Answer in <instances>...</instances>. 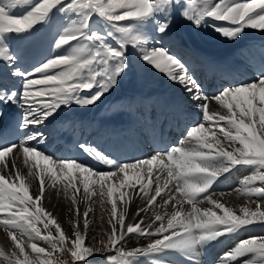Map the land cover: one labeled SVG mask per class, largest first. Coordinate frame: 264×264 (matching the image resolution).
Returning a JSON list of instances; mask_svg holds the SVG:
<instances>
[{
    "label": "snow or ice",
    "instance_id": "snow-or-ice-1",
    "mask_svg": "<svg viewBox=\"0 0 264 264\" xmlns=\"http://www.w3.org/2000/svg\"><path fill=\"white\" fill-rule=\"evenodd\" d=\"M57 14L66 20L52 43L57 54L22 70V56L13 42L31 38ZM177 18L237 41L245 29L264 32V0H0V105L23 109L17 130L25 133L18 143L0 144V228L13 245L10 252L0 247V264H66L57 253L70 254L73 264H92L87 258L105 253H110L105 255L108 264H142L141 258L166 264L163 257L169 252L195 264L194 257L221 238L239 236L254 225L264 227V66L253 79L222 85L209 96L165 45ZM133 57L180 85L199 110L198 121L178 145L135 161H117L88 143L79 144L107 166L104 171L37 147L46 141L40 125L52 123L65 109L101 102L132 71ZM15 77L20 78L19 87L9 88L8 81ZM212 101L224 111L210 112ZM21 158L28 166L26 174L16 163ZM240 167L252 171L241 187L229 192L255 207L246 205L237 212L213 198L218 194L213 186ZM31 178L38 180L36 191L31 190ZM57 184L76 206L77 217L81 187L82 200L96 203L97 198L101 208L111 205L110 231L99 246L85 242L91 207L82 213L83 231L77 221L72 237L43 207L46 189ZM127 188L146 199L147 207L138 208L137 216L152 210L154 218L147 226L142 227L144 218L125 223L126 208L120 206ZM205 202L210 207H201ZM133 234L149 243L127 248ZM38 241L48 247L38 246ZM218 264H264V235L237 239Z\"/></svg>",
    "mask_w": 264,
    "mask_h": 264
},
{
    "label": "bare ground",
    "instance_id": "bare-ground-1",
    "mask_svg": "<svg viewBox=\"0 0 264 264\" xmlns=\"http://www.w3.org/2000/svg\"><path fill=\"white\" fill-rule=\"evenodd\" d=\"M60 16L61 15L57 14L54 17L53 33L50 34L48 37L47 36L39 37L37 36V34H35L31 38H29L30 40L28 39L25 40L22 46H19V44L17 45L16 47L17 54L22 56V59L19 63V67L22 70H30L34 65H37L40 62L46 60L47 58L52 57L57 54L58 50H55L52 48V43H53L52 41H54L57 35V29L59 28V25H57L58 24L57 19H59ZM209 23H213V22L209 21ZM214 23L222 24L225 27H230V25L226 24L225 22H214ZM175 24L180 25V27L178 28ZM200 29L195 31L192 29V27L187 21L184 22L182 19L177 18L174 21L173 28L171 30L169 38L165 41V45L187 65V67L189 68L190 74L193 75L200 82L203 90L209 96L216 93L218 90L214 86L215 77L216 79H219L221 86L227 85V84H234V83H243V82L253 79L254 76L257 74L258 70L262 66H264V43L260 44V42H262V38H264V32L259 31V30H254V29H245L244 33H242L241 38L239 40L232 41L231 43L228 42L226 44V42L224 41L227 39L223 38L219 33H216L211 27H207V26L202 27V29L208 30L206 34L199 31ZM209 32L212 33L211 36L208 35ZM259 32H261L262 35L258 36ZM248 36H251V37H248ZM189 38L195 42H191ZM248 38H251L252 44L257 45L256 46L257 49L255 50L256 52H258V55L255 54L254 51L251 49V44L246 43V39ZM184 47H190L192 50H197L201 54L207 56L209 59H212V60H220L221 57H224L225 59L227 57H232V59L230 60L231 62L230 65L234 67V70L231 72L230 75L219 73L220 72L219 70H218L219 72L208 73V75L211 74V76L209 77L211 79L208 84L203 86V81L201 78L203 72L202 71L198 72L197 66H196V63L198 62V59L200 57L194 56L192 55V53L184 51ZM59 51H62V50H59ZM134 62L143 63L138 60ZM129 84H131V82ZM8 85H9V88L19 87L20 78L18 77L12 78L11 80L8 81ZM149 88L150 90H148L149 92L147 91L146 95L149 96L150 98L142 96V98H138V100H136L135 98L132 99V96L136 94L135 92L132 95H127L130 91H132L129 88L130 91L126 89V91L128 92H125L124 90V92L120 94L119 93L120 89L117 87L118 90L114 94L116 99H112L114 97L112 96L110 97V95L109 96L106 95L104 97V98L110 97L109 101L106 102L107 106H105L104 108H100L97 105H93L89 108H79L77 110L78 112L76 111L77 113L75 112V114H73L72 112L73 108L71 110L65 109L63 112L60 113L59 118L52 121V123L49 124L46 122L45 125L39 126L38 130L44 133L46 141L43 144L37 145V147H39L46 153H50L54 155L57 158H64V157L58 156L63 146L62 141L66 142L69 140H73L76 136L75 134H78L77 129L79 128V130L81 131L80 132L81 135L79 134V137H78L77 150L75 151L74 156L70 158H75L76 160L81 161L86 165H91L93 168L98 169L100 171L106 170L107 166L102 161H98L88 156L86 153H84L78 147L79 144L88 143L92 145L94 149L99 150L103 154H107L108 156L112 158H115L117 161H135L139 158L148 157L151 154H154L156 150H154L151 144V138L152 136L156 137L159 134H161L162 131L160 127L166 121L165 120L166 114L164 112H161L160 110H156L155 113L153 114V112H151L153 107L150 104L151 106L145 105V110L143 114H142V110L138 109L141 115H137L136 106L140 105L142 101L143 102L146 101L147 103H151V102L153 103L154 102L153 99H155L156 101H159V99L156 96L152 95L153 92H156V91L165 92L167 95H170V96H179L178 98L181 99L183 103V107H182L183 110L177 115L175 120L173 116L170 115V117L168 118L167 126H166L167 127L166 135H168V130L172 129L173 122L181 123L185 125V131H186V129L190 125L198 121L199 110L193 108V103L191 102L190 98H188V94L182 90V87L178 84H174L173 82L169 81L163 74L159 73L155 81L150 83ZM136 96L139 97L140 95H136ZM112 100H116V101L114 102ZM104 103L105 101L103 102V104ZM130 106L135 109L131 110L128 113V115L130 116H126L123 110L128 109ZM7 107H9L10 109L7 108V110L5 111L2 105H0V111L4 113V115L0 117V132L2 131L3 125L6 123H10L12 127L14 126L16 127L20 123V117H21V113L23 112V109L16 107L14 105H7ZM217 110L221 112L224 111L223 109H219V106L214 101L210 102L209 111L212 112V111H217ZM11 112L16 113V117L13 120H9L8 118ZM100 116H103V118H100ZM112 116H116L121 120H124V119L131 120L133 122L132 125H134L133 129L135 130V132L129 135L123 134L120 136L113 134L112 129L114 127H106L107 123L116 121L115 119H112ZM62 118H65L66 123H69L68 125L65 126V128L59 125V121ZM86 121L93 123L94 126L87 125ZM119 124H120V128L126 131V128L123 126L121 121L119 122ZM97 127L104 128L105 132H106V129H109V132H111V134L109 136H104L101 138L100 137L101 132ZM84 128L86 129V133H85V136L82 137ZM32 130L36 131L37 128H33ZM49 132H50V135H48ZM170 134H172L173 138L176 140L180 138L179 133L176 131H174L173 133L170 132ZM24 135L25 134L22 132H19L16 135H14L13 133H9L7 135V142H6V136L0 135V144L12 143V142L18 143L19 140ZM128 137L134 142V144L136 143V141H138L139 144L136 147H133V146L126 147V146H123L119 142V138L122 139L123 141H126ZM143 137H144V140H143ZM183 138L184 136L178 141L177 145ZM8 159L11 160V154L9 155ZM16 163L18 165V168L21 170V173L26 174L28 170V166H26L23 163L22 158L18 159ZM30 164L31 162H29V165ZM241 169H243V167H240L238 170L240 171ZM244 171L246 173L242 175H238V177L235 178V181H233L234 179L231 178L227 183H225V185H227L232 182L231 187L229 188L228 187L224 188L220 184H218V186L217 185L213 186L214 188H217V191L221 190L225 193L224 195L217 194L213 198L220 200L221 202L225 203L228 206L231 205V207L237 212L240 207H243L246 205L251 206L253 208L255 207V205L250 204V202L247 200L246 197L241 196L234 191L229 192L230 189L241 187L242 179L251 172L250 170H244ZM35 186H37L38 188V180L36 178H31V190L32 191H36L37 188L34 189ZM61 187L62 185L60 184L48 187L46 189L45 198L42 201L43 207H47V210L50 209L53 215H55V211L58 210L59 206L54 205L51 202L52 197H54L59 202L70 201L60 191ZM221 187L224 189L222 190ZM82 197H83V190L81 187V192L78 196L80 205H83V203L85 202L84 200L81 199ZM93 199L97 200L96 203H91V207L93 208L95 213L89 225V228L86 234L87 241L85 242L87 245L96 244L97 246H99L98 245L99 239L101 237H104L106 239V236H104V234L110 231V229L107 230V228H105L106 224H109L108 221L110 219V216H107L106 214H102L99 216L98 212L100 209V202L97 198H93ZM48 202L50 204H48ZM125 202L128 203V205L124 207L126 208V223H128L130 218L134 219L135 217L134 212L138 206V202L147 204L146 199H141L139 195H137V200L132 195L127 196L125 199ZM159 202L161 204L163 203V201H159ZM46 204H48V206H46ZM51 206H53V208ZM184 207L185 209H187L189 206L184 205ZM201 207H210V205H208L205 202V204L201 205ZM119 210L120 208H118V212ZM161 210L165 211V209L163 208L155 209V211H159V212H161ZM166 210L169 213H171V211L173 210L172 206L169 205ZM82 213H83V210L81 206L80 207L81 215L80 217L77 218V221L80 224L81 231H83ZM153 218H154L153 212L152 210H150V216L148 217L146 222L151 223ZM137 221H139V219L135 220V222ZM57 222L61 225L66 235L70 237L73 236L72 221L66 218L65 220L59 219ZM40 227L43 229L42 225H40ZM260 230H261V226L259 225H256L255 227L251 226L250 230L241 231L239 236H236V237L225 236L221 238V242L216 243L215 246H210L207 250L201 251L197 256H195L194 257L195 264H218V260L220 256H222L223 253L226 252L229 248L233 247L237 239L246 238L248 236H261ZM53 234H55L54 228H53ZM93 237H95V240H93ZM0 241L4 242L3 243L4 247H6V245L7 246L9 245L8 247L10 249H13V245L11 244L10 239L7 237V234L3 231L2 228H0ZM37 243H38V246H42L46 248L48 247L46 244H44L43 241H38ZM148 243H149V240L145 241L142 239L141 241H138L136 238L134 239L133 237V239L129 240L125 246L130 249L132 247H145L146 246L145 244H148ZM2 245H0V247H2ZM28 251L29 253L31 252L30 249H28ZM108 254L110 253L95 254L94 257L90 258V260L92 261V264H100L101 261L105 259V255H108ZM56 255L64 259L66 261V264H73L70 254L64 255V254L57 253ZM163 259L166 262V264H190L189 259L178 252H169L163 257ZM141 261H142V264H151L150 260H145L144 258H141ZM77 263H82V262H75V264Z\"/></svg>",
    "mask_w": 264,
    "mask_h": 264
},
{
    "label": "rangeland",
    "instance_id": "rangeland-1",
    "mask_svg": "<svg viewBox=\"0 0 264 264\" xmlns=\"http://www.w3.org/2000/svg\"><path fill=\"white\" fill-rule=\"evenodd\" d=\"M21 10H17V14H19V12H20ZM59 15H61V14H59ZM57 21H58V24L57 25H59V28L61 27V26H63V25H65L66 24V20H65V18L61 15L60 16V18L59 19H57ZM184 21V20H183ZM184 22H186V21H184ZM50 25L51 24H49V25H47L48 27H49V30H50ZM178 28L180 27V25H178V24H175ZM191 26V25H190ZM192 27V29L193 30H198V29H196L195 27H193V26H191ZM52 28V27H51ZM39 31H41V26L39 27ZM53 30V29H52ZM177 31V30H176ZM199 31H201V32H203V33H205L206 34V32L208 31L207 29H202V27H201V29L199 30ZM39 33V32H38ZM53 33V31L50 33V34H52ZM36 34V33H35ZM186 35H187V33H186ZM208 35H212V33H210L209 32V34ZM259 35H262V33L261 32H259V34H258V36ZM258 36H256V37H258ZM46 37V36H45ZM48 37V36H47ZM255 37V38H256ZM217 38V37H216ZM28 40H30V39H28ZM32 40V39H31ZM189 40H191L190 38H189ZM18 41L19 40H17V41H14V46H15V48L17 47L16 46V44H18ZM224 41V40H223ZM34 42V41H33ZM191 42H195V41H193V40H191ZM224 42H226V44L228 43V42H232L231 40H225ZM23 44V43H22ZM21 44V45H22ZM134 61H137V60H135V57H133L132 58V62H133V65H134V67H133V69H132V71H130L129 73H128V75L127 76H125V77H123V79L121 80V82L118 84V88L120 89L119 90V93L121 94L122 92H124V90H125V92H128V91H130V89L131 90H134L135 89V87L137 88V89H143L144 88V90L147 92L148 90H150V88H149V86H150V83H152L153 81H155V79H156V77L158 76V72L157 71H155V70H153V69H151L150 67H147L146 65H144L143 63H138V62H134ZM135 78V79H134ZM131 82V84H132V82H133V84L131 85V84H129ZM126 83V84H125ZM123 86H122V85ZM128 85V86H127ZM145 85V86H144ZM130 86V87H129ZM143 86V87H142ZM117 87L115 88V89H113L110 93H108V94H106L107 96H109L110 95V97L112 96V97H114V98H112V99H116V97L114 96V94L117 92ZM125 87H127V88H125ZM130 88V89H129ZM149 88V89H148ZM126 89L128 90V91H126ZM132 91H130L128 94H130ZM149 92V91H148ZM136 93V92H135ZM113 94V95H112ZM131 94H133V92L131 93ZM110 97H108V98H102V101L101 102H98L96 105L98 106V107H100V108H104L105 106H107L106 105V102H108L109 101V98ZM120 98V97H119ZM105 99V100H104ZM118 99V98H117ZM105 101V103L103 104V102ZM112 101H116V100H112ZM111 102V101H110ZM100 104V105H99ZM76 109V110H75ZM79 109V107H73V114H75V112L77 111ZM244 170H250V171H252V169H250V168H247V167H243V169H241L240 171H238L235 175H237V176H235V175H231L225 182H223V183H220V185L222 186V187H226V185L224 186V183H227L231 178L232 179H234L233 181H235V178L236 177H238V175H242V174H244V173H246ZM242 171V172H241ZM244 171V172H243ZM234 178H233V177ZM221 187V188H222ZM229 187H231V184L228 186V188ZM35 188H37V186H35L34 187V189ZM224 188H222V190L224 189ZM123 191V190H122ZM124 191H127L128 192V196H130V195H132L136 200H137V193H136V191L135 190H133V189H131V188H127V189H125ZM221 191V190H220ZM220 191H217V193L219 194L220 193ZM117 195V197L119 196V193H117L116 194ZM127 197V196H126ZM126 197H125V199H126ZM51 202L54 204V205H57V206H59V208H58V210L57 211H55V215H53V216H55V218L57 219V221L60 219H62V220H65L66 218H68L70 221H72V228H73V225L77 222V216H76V213H75V208H76V206H73L72 205V203H71V201H63V202H59V201H57L54 197H52L51 198ZM48 204H50L49 202H48ZM48 204H46V206H48ZM126 205H128V203H126L125 202V204L124 205H121L120 207H125ZM82 206V210H83V212L88 208V207H91V203L90 202H88V201H85L84 203H83V205H80V202L78 203V207H79V211H80V207ZM228 206V205H227ZM52 208H53V206H51ZM147 207V204H143V203H141V202H138V206H137V208H136V210H135V212H134V215H135V217H134V219H132V218H130V220L128 221V223H133V222H135V220L136 219H141V218H144V222H146V220L148 219V217L150 216V210L149 211H147V212H141L140 213V216H137L136 215V212H137V210H138V208H146ZM228 207H231V205H229ZM45 209H47V207H44ZM92 208V207H91ZM110 208H111V205L110 204H107V203H105L104 204V206H103V208H101V205H100V209H99V212H98V215L100 216V215H102V214H106L107 216H110ZM119 208V207H118ZM232 208V207H231ZM133 210H134V208H133ZM47 211H49V212H51L52 213V211H50V209L49 210H47ZM164 211V210H163ZM162 210H161V212H163ZM94 210H93V208H92V212H90L89 213V217H88V219H89V225H90V223H91V220H92V218H93V216H94ZM119 213V212H118ZM125 223H126V218H125ZM127 224V223H126ZM147 224H149V223H144L143 225H142V227H144V226H147ZM256 225H254V227H255ZM260 226V225H259ZM110 227V225L109 224H106V227L105 228H107V230L108 229H110L109 228ZM263 228L264 227H262L261 226V230H260V234L261 235H264V230H263ZM243 231V230H242ZM133 237H134V239L136 238L135 237V234H133ZM138 241H141L142 239L143 240H145V241H148V239H145V238H141V239H138V238H136ZM87 241V240H86ZM4 242L3 241H0V245H2ZM145 245H147V244H145ZM9 246V245H8ZM7 245H6V247H4V244L2 245V247L6 250V251H11L12 249H10L9 247H8ZM109 255V254H108ZM92 257H94V256H92ZM92 257H89V259L90 258H92ZM145 260H147L146 258H144ZM100 260V259H99ZM77 264H82V263H77ZM100 264H108V261H106V259L105 260H102L101 261V263Z\"/></svg>",
    "mask_w": 264,
    "mask_h": 264
}]
</instances>
